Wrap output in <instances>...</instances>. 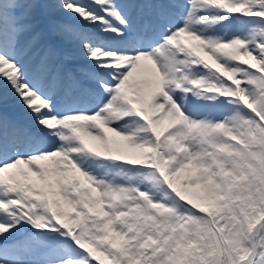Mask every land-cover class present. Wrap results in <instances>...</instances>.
I'll use <instances>...</instances> for the list:
<instances>
[{
    "label": "snow or ice",
    "instance_id": "1",
    "mask_svg": "<svg viewBox=\"0 0 264 264\" xmlns=\"http://www.w3.org/2000/svg\"><path fill=\"white\" fill-rule=\"evenodd\" d=\"M0 264H264V0H0Z\"/></svg>",
    "mask_w": 264,
    "mask_h": 264
},
{
    "label": "rangeland",
    "instance_id": "2",
    "mask_svg": "<svg viewBox=\"0 0 264 264\" xmlns=\"http://www.w3.org/2000/svg\"><path fill=\"white\" fill-rule=\"evenodd\" d=\"M67 55H69V56H72V55H74V53H72V51H71V49H70V46H69V50L67 51V53H66Z\"/></svg>",
    "mask_w": 264,
    "mask_h": 264
}]
</instances>
